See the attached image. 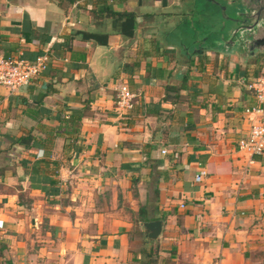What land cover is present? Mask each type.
<instances>
[{"label":"crops","instance_id":"0c3cea01","mask_svg":"<svg viewBox=\"0 0 264 264\" xmlns=\"http://www.w3.org/2000/svg\"><path fill=\"white\" fill-rule=\"evenodd\" d=\"M243 2L0 0V53L51 55L26 86L0 85V264H264V151L236 146L264 55L214 31ZM122 82L136 97L118 118Z\"/></svg>","mask_w":264,"mask_h":264},{"label":"built area","instance_id":"2783aa9c","mask_svg":"<svg viewBox=\"0 0 264 264\" xmlns=\"http://www.w3.org/2000/svg\"><path fill=\"white\" fill-rule=\"evenodd\" d=\"M51 59L48 50L26 59L20 55L0 53V85L5 86L9 92L26 86L32 78L44 71ZM245 87L250 90L256 103L245 108L246 113L256 116L245 137L237 140V149L247 153L249 156L259 155L264 151V66L260 72L245 82ZM136 94L128 88L125 82L118 84L115 88L113 111L118 118H122L133 107ZM165 152L162 150V153ZM252 162V158L248 159ZM204 175L200 170L194 176L199 181Z\"/></svg>","mask_w":264,"mask_h":264},{"label":"flooded vegetation","instance_id":"af4514ba","mask_svg":"<svg viewBox=\"0 0 264 264\" xmlns=\"http://www.w3.org/2000/svg\"><path fill=\"white\" fill-rule=\"evenodd\" d=\"M240 9L229 16L233 24L227 34L231 48L252 56H263L264 0H244Z\"/></svg>","mask_w":264,"mask_h":264},{"label":"trees","instance_id":"16d2710c","mask_svg":"<svg viewBox=\"0 0 264 264\" xmlns=\"http://www.w3.org/2000/svg\"><path fill=\"white\" fill-rule=\"evenodd\" d=\"M96 2L105 4L106 0H96ZM100 11L113 13V15L116 17V20L122 19L123 24H125V23L129 24V23H131V21H133L132 13H130V12H111V11H109V8L106 6L103 7ZM72 34L79 35V37L81 39H84V40H93L96 43H102V44L106 43V36H107L106 32L105 33H95V32H85V31H75ZM168 89H175V88L173 86H166V90H168ZM85 109H88V103L87 102L85 104H83V107L81 109L71 110L70 116L68 119L79 120L84 115ZM25 137L26 136L17 137L16 139H14V142L15 143H23V140L25 139ZM30 170H31V173L40 174V172H41L44 175L47 174L46 171H40V167H39L38 163L35 161H33L30 164Z\"/></svg>","mask_w":264,"mask_h":264},{"label":"rangeland","instance_id":"374dc122","mask_svg":"<svg viewBox=\"0 0 264 264\" xmlns=\"http://www.w3.org/2000/svg\"><path fill=\"white\" fill-rule=\"evenodd\" d=\"M209 6H210V7H213L212 4H210ZM221 6H223V5H220V8H221ZM224 12H225V14H226V15H225L226 17H228V16H230V15H232V14L234 13V12H230L228 8L225 9ZM228 14H229V15H228ZM219 15H220V18L223 17L222 14H219ZM221 20H222V18H221ZM225 22H227L228 24L223 25V26H218V27L215 28L214 31L220 33V32H224V31L228 28V32H229L230 27L233 26V24H232L231 22H228V21H225ZM228 25H229V27H228ZM226 31H227V30H226ZM226 31H225V32H226ZM227 34H228V33H227ZM227 36H228V35H227ZM229 40H230V38L227 37L226 40L224 41L223 45H229V47H231V41H229ZM259 62H260V64H259L260 67L264 66V60H263V57L260 58V61H259Z\"/></svg>","mask_w":264,"mask_h":264},{"label":"water","instance_id":"95a60500","mask_svg":"<svg viewBox=\"0 0 264 264\" xmlns=\"http://www.w3.org/2000/svg\"><path fill=\"white\" fill-rule=\"evenodd\" d=\"M160 221H148V222H143L142 226L144 228V233L149 239H154L159 231H160Z\"/></svg>","mask_w":264,"mask_h":264}]
</instances>
